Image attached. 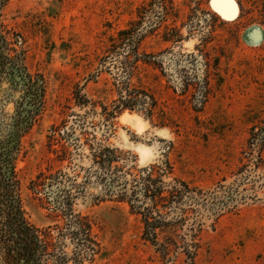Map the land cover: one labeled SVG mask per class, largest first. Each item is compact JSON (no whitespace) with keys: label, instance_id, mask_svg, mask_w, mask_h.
I'll return each instance as SVG.
<instances>
[{"label":"rangeland","instance_id":"rangeland-1","mask_svg":"<svg viewBox=\"0 0 264 264\" xmlns=\"http://www.w3.org/2000/svg\"><path fill=\"white\" fill-rule=\"evenodd\" d=\"M230 1L225 10L215 0L5 2L2 19L24 36L30 70L47 80L46 108L17 164L25 210L40 227L55 223L30 181L46 168L75 178L81 189L73 208L94 219L101 246L86 264H264V0ZM125 29L133 31L123 43ZM128 69L131 84L155 97L153 114L135 105L107 115L119 104L115 86ZM76 88L85 104L74 99ZM19 96L3 82L6 112ZM125 112L142 121L134 125ZM52 125L61 130L59 143L49 144ZM162 128L171 139L152 134ZM96 142L128 154L138 168L168 161L166 182L201 189L183 202L189 219L170 253L143 238L140 215L87 172L94 167L89 144ZM142 145L158 147L142 157ZM61 146L68 153L59 161ZM66 176L62 184L71 187ZM159 233L160 243L166 234Z\"/></svg>","mask_w":264,"mask_h":264},{"label":"trees","instance_id":"trees-1","mask_svg":"<svg viewBox=\"0 0 264 264\" xmlns=\"http://www.w3.org/2000/svg\"><path fill=\"white\" fill-rule=\"evenodd\" d=\"M6 1L0 0V88L6 81L10 90L19 91L20 96L13 112H6L0 100V264H86L101 251V246L94 219L73 208L75 190L81 189L75 178L46 168L30 181L34 198L41 206L53 210L55 223L40 227L25 210L17 164L26 153L25 138L46 108L47 80L43 73L30 70L24 36L2 19ZM130 30L133 31L120 32L125 35L123 43ZM133 73L134 69L125 70L126 80L115 86L119 104L107 112L108 116L114 117L124 108L134 109L135 105L146 107L150 114L156 109L155 97L145 88L131 84ZM73 97L78 104H85L86 97L81 95L80 88L73 91ZM58 135L61 130L52 125L49 144L59 143ZM89 145L94 167H88L87 172L107 186L109 195L127 202L131 211L140 215L143 238L160 245L163 254L170 253L173 246H178L179 225L189 219L190 208L184 207L183 202L196 199L202 194L201 189L182 179L166 182L165 176L171 173L168 161L138 168L129 164L128 154L116 147L101 142ZM61 147L60 154L55 150L59 161L68 153L66 147ZM65 176L73 180L71 187L62 184ZM200 226L196 222L189 229L194 233ZM159 232L166 234L165 241L160 243ZM187 254L191 258L189 249Z\"/></svg>","mask_w":264,"mask_h":264},{"label":"clouds","instance_id":"clouds-1","mask_svg":"<svg viewBox=\"0 0 264 264\" xmlns=\"http://www.w3.org/2000/svg\"><path fill=\"white\" fill-rule=\"evenodd\" d=\"M146 127H147V124H141L138 127V131L139 132H143ZM152 134L156 135V136H160V137H165L167 139H171L172 138L168 129H153L152 130ZM156 147H158V145H154L151 149L144 148L143 146H141L138 150L142 151V152H144L146 154H151V153L155 152Z\"/></svg>","mask_w":264,"mask_h":264},{"label":"bare ground","instance_id":"bare-ground-1","mask_svg":"<svg viewBox=\"0 0 264 264\" xmlns=\"http://www.w3.org/2000/svg\"><path fill=\"white\" fill-rule=\"evenodd\" d=\"M220 7H222V9H229L230 6L228 5L227 2L223 1V0H219V2L217 3ZM122 118L123 119H126L130 122H132L134 125H139L140 121H142L141 119V116H139L138 114L136 113H128V112H125L123 115H122ZM164 129V128H162ZM143 146V145H142ZM141 147V146H140ZM139 146L137 148H140ZM142 157H145L146 153L140 151Z\"/></svg>","mask_w":264,"mask_h":264},{"label":"water","instance_id":"water-1","mask_svg":"<svg viewBox=\"0 0 264 264\" xmlns=\"http://www.w3.org/2000/svg\"><path fill=\"white\" fill-rule=\"evenodd\" d=\"M227 2H230L232 5H234V3L233 2H231L230 0H226ZM219 2V0H215V5L217 6V3ZM234 10V9H233ZM232 12L233 11H230V12H228L227 14H225V15H227V16H230L231 14H232Z\"/></svg>","mask_w":264,"mask_h":264}]
</instances>
